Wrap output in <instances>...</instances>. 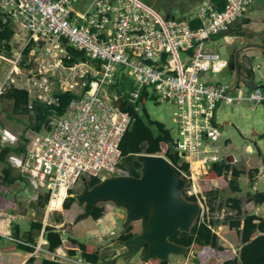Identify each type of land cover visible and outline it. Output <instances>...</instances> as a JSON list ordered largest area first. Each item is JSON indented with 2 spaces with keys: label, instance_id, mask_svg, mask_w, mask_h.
<instances>
[{
  "label": "crops",
  "instance_id": "crops-1",
  "mask_svg": "<svg viewBox=\"0 0 264 264\" xmlns=\"http://www.w3.org/2000/svg\"><path fill=\"white\" fill-rule=\"evenodd\" d=\"M146 1L159 8V11L166 17L171 18L174 16L177 19H185L189 21L192 27L201 26V20L198 17V10L201 6L211 4L214 8L222 10L226 4V0ZM91 2L92 0H80L75 5L73 17L78 20L81 26H90L85 15H89L88 11L93 10ZM263 14L264 0H261L251 3L242 17L253 19ZM5 17V15H1V19ZM10 20L14 34L9 41L0 40V57L6 61L15 62L22 71L29 69L30 75L34 73L37 77L36 80L31 78L34 82L30 87L25 86V81H23L24 86L12 85V87L27 90L29 93L28 110L17 112L31 114L36 117L35 105L43 104L49 110V114L48 118L40 123L39 128L36 126L37 120L35 118L32 126L34 131L31 135H25L26 128L23 129L22 139L25 143L11 144V137L8 140H3L0 135V149L9 147L13 149L8 150L3 158H1L0 152V264H114L113 258L119 252L115 246L123 241L121 236L124 233H120L125 219L124 210L116 207L111 202L101 203L98 206L103 207V212L99 218H94L91 215L76 222L77 216L83 212L82 206L78 204L74 197L68 207L65 206V201L68 197H72V193H78L82 190V179L76 185L77 187L70 190L68 197L64 201H60L59 208L52 209L51 193L47 186L32 181L28 174L22 172L19 164L13 162L14 165L9 160L13 157V154L23 155L24 158L27 155V146L31 137L36 133L49 131L52 118L65 115L73 99L83 98L87 94L92 81L98 77V73L102 70V62L98 59L89 58L85 54L83 59L73 64H67L65 59L70 58L68 47L73 46L66 38L50 36L47 39L36 40L31 37L27 29L28 42L20 52H17L15 59L10 58L14 56V48L11 43L16 35L14 24L19 22L14 18ZM18 25L22 24L19 22ZM91 28L95 30V27L91 26ZM220 36L221 33L208 39L206 49L219 52L218 38ZM27 48H29L28 52H26ZM51 60L55 64L53 71L46 67V61L51 62ZM261 61L263 66L256 76L257 85L264 83V58ZM43 65L49 71V75H47V72L44 77H38L36 69L43 67ZM72 67H76V71H71ZM220 72L221 68H215L213 73L204 74L203 79L216 83L220 80ZM14 73L13 69L12 75ZM19 78L21 79V76ZM230 79L228 77L227 84L231 83ZM65 82H76L77 84L73 89H69L65 86ZM46 84L50 87L48 90L43 89ZM8 86L6 83V88ZM239 89L249 93L252 87L247 85V87ZM134 91L139 93L136 98L132 96ZM238 91L236 92L238 93ZM65 92L70 93L72 97L64 111L59 113L57 110L55 111L56 106L59 105L58 97ZM101 92L105 98L108 97L111 101L112 95L116 98L122 97L127 103L126 107L130 105L140 116L148 115L152 120L164 123L173 137V142L181 138L179 123L175 116L176 105L171 101H162L151 87L143 88L139 86L128 69L120 66L114 75L113 81L105 84ZM148 98L154 99V102L158 104L160 102L174 104L175 109L169 107L167 110L164 109L162 113L157 112L156 117L153 119L143 107ZM241 101L249 102V106H235L234 104H239L238 101L232 104L223 101L215 111V128L205 138V147L208 151H210V147L215 148L217 161L211 165L205 164L199 156L198 161L194 162V165L190 168L189 158L185 157L184 153H179L180 159L176 165L168 158L173 166L187 174L192 169L195 170V177L199 180L207 198V210L200 215L194 225L196 224L198 229L204 226L206 230L215 235L214 242L216 244L211 245L213 240L208 242L207 236L200 234V228L194 237L199 239L203 246L198 248L195 243H192L189 245L192 248L187 254L191 255L190 257L171 255L166 264H221L233 256L237 257V264H241V248L247 243L243 241L245 217L254 215L257 217L255 220L257 223L264 220V201L256 200L259 194L264 196V162L260 157V149L258 150L260 155H257L252 144L248 142L253 141L255 144L259 142L260 146L264 145V103ZM225 104L234 106V108L229 109L230 107L224 106ZM122 109L124 110V108ZM250 117L254 118L253 122L257 126L256 128L250 126L247 122ZM0 126L2 127L1 124ZM174 129L177 130L176 136L173 135ZM221 138L224 146L219 143ZM252 138L255 140H252ZM243 146H245L244 150ZM173 147V151H178L176 146ZM142 153L148 154L144 149L138 154ZM138 154H136L137 161H139ZM184 162L189 165L187 171L182 168ZM214 163H218L216 166L226 165V168L215 178H205L204 176L208 171L216 167H212ZM122 164L126 169L122 167ZM119 166L125 169L124 172L122 171L119 174L130 175L128 172L132 169L133 160L126 162L123 157ZM141 168L142 163L140 170ZM91 177L96 176H84L82 178H86L89 182ZM97 178L101 179V177ZM237 220H240L238 227L232 225V222ZM260 234H264V232H260ZM80 243L85 244L87 251L90 253H94L95 246H100L98 262L89 260L93 255H87L89 257L87 259L79 246ZM116 264L127 263L119 259ZM128 264L163 263L159 259L143 262L139 258H134Z\"/></svg>",
  "mask_w": 264,
  "mask_h": 264
},
{
  "label": "built area",
  "instance_id": "built-area-1",
  "mask_svg": "<svg viewBox=\"0 0 264 264\" xmlns=\"http://www.w3.org/2000/svg\"><path fill=\"white\" fill-rule=\"evenodd\" d=\"M78 1L0 0L4 22L14 18L36 40L64 37L87 57L102 62L87 94L73 99L65 115L52 118L49 131L34 134L27 155L19 161L22 172L50 190L52 209L59 208L54 201H64L82 177L103 178L122 172L120 143L133 117L101 92L120 66L128 69L139 86L151 87L162 101L176 105L181 135L176 148L189 158L190 168L199 156L209 165L218 159L214 147L206 149L205 138L215 128V111L221 102L264 103V83L249 93L239 89L232 95L230 84L203 79L204 74L223 65L218 52L206 49V41L242 17L251 3L261 0H227L222 10L205 4L198 10L199 27L185 19L166 17L145 0H92L93 10L85 15L90 26H81L73 17ZM7 80L0 85V95ZM64 84L73 89L77 83ZM49 88L46 84L43 89ZM132 96L138 97V91ZM0 135L3 140L10 136L1 126ZM176 169L188 180L187 191H193L202 215L207 198L195 170L187 174Z\"/></svg>",
  "mask_w": 264,
  "mask_h": 264
},
{
  "label": "water",
  "instance_id": "water-1",
  "mask_svg": "<svg viewBox=\"0 0 264 264\" xmlns=\"http://www.w3.org/2000/svg\"><path fill=\"white\" fill-rule=\"evenodd\" d=\"M218 46L223 62L220 76L231 78L230 92L247 85L256 86V76L264 58V14L253 19H235L221 33ZM111 99L120 108L127 105L122 97L112 95ZM137 158L142 163L140 176H106L93 186L82 178V190L71 194L83 208L75 221L90 217L99 204L111 202L125 212L120 234L132 223L140 225L136 235L115 246L119 252L113 258L114 264L119 259L128 264L134 258L148 262L169 260L171 255L190 257L187 254L192 247L170 239L177 231H191L201 214L199 201L189 199L194 193L187 191L188 180L164 155L142 153ZM217 164L214 163L212 167Z\"/></svg>",
  "mask_w": 264,
  "mask_h": 264
},
{
  "label": "trees",
  "instance_id": "trees-1",
  "mask_svg": "<svg viewBox=\"0 0 264 264\" xmlns=\"http://www.w3.org/2000/svg\"><path fill=\"white\" fill-rule=\"evenodd\" d=\"M146 1V0H145ZM227 1V0H226ZM148 2V1H146ZM149 4L153 5L152 3L148 2ZM226 5V4H225ZM156 9L159 10L155 5H153ZM225 7V6H224ZM0 13V40L1 41H9L11 40L14 31L11 25V17L4 22L1 19ZM29 51V48L26 49V52ZM68 51L70 54V58L65 59V63L73 64L81 59L84 58L86 54L83 50H77L73 47H68ZM87 56V55H85ZM72 95L68 92L62 93L59 98V105L56 106L55 111L63 112L65 107L67 106L68 102L70 101ZM0 100L10 101L12 104V108L14 111H24L27 109V105L29 104V93L27 90L19 89L16 87H7L5 88L4 92L0 95ZM26 106V107H25ZM52 107V106H51ZM35 112H36V126L37 128L40 127V123L46 118H48L49 110L43 104H36L35 105ZM125 111H128L132 117L133 122L131 127L125 133L120 147L123 152L124 160L127 162L128 160H133L132 169L128 172L130 175L140 176L141 170L140 166L141 163L136 160V154L142 152L144 149L148 153L152 154H164L167 158H169L174 165L179 163L180 154L177 150L172 151L171 147L176 146V142H173V137L170 135L169 130L166 128L165 124L159 121L152 120L148 115L140 116L138 112L134 110L133 107L130 105L124 108ZM145 144V147H144ZM13 150L12 148L0 149L1 158L5 155L7 151ZM122 167L123 164H122ZM125 168V167H124ZM120 169L124 172L125 169ZM182 168L184 170H189L188 163H182ZM226 168V165H218L215 168H211L205 178L211 179L215 178L217 175L221 174L222 171ZM100 181L97 177H91L89 180L90 186L95 185ZM201 186V185H200ZM190 200H196L195 196L189 198ZM74 200L73 197H68L65 201V206L68 207L70 202ZM258 201H264L263 194H259L256 198ZM58 204L60 206V201H54V204ZM103 207L97 206L94 211L92 212V216L94 218H99L102 215ZM256 216L254 215H247L244 219V226H243V241L247 242L241 248V264H264V234H260V232H264V220H260V222H255ZM232 225L239 226L240 220L232 222ZM201 228V229H200ZM200 234H204L207 236V241L212 243L211 245L216 244L214 242L215 235L211 234L210 231L206 230L204 226L200 227ZM198 227L193 225L191 232H183L177 231L173 234L170 239L176 243L183 244V245H191L192 243L196 244V247L203 246V243L200 242L199 239L195 238L194 235L197 234L199 230ZM206 232L203 233V231ZM140 231V225L132 223L124 234L121 236L122 240H125L133 235H136ZM80 248L83 250V253L89 256L93 255L89 258L90 261L98 262L100 251V246H95L93 252L90 253L87 251V246L83 243L79 244ZM159 261L163 264H166L167 260H160ZM238 259L237 257L233 256L230 259L225 260L221 264H237Z\"/></svg>",
  "mask_w": 264,
  "mask_h": 264
},
{
  "label": "rangeland",
  "instance_id": "rangeland-1",
  "mask_svg": "<svg viewBox=\"0 0 264 264\" xmlns=\"http://www.w3.org/2000/svg\"><path fill=\"white\" fill-rule=\"evenodd\" d=\"M19 22H16L15 25V30H16V35L13 38V40L11 41L13 48H14V56L10 57L6 54V56L10 57V58H14L15 56L17 57V52H20L21 49H23V47L26 45V43L28 42V33L26 31V29L22 26V25H18ZM38 51V50H36ZM2 53V52H1ZM2 56V54H1ZM54 65L51 62L46 61V67L50 69V71H53L54 69ZM14 69V75H12V71ZM36 72H38V77H44L45 73H47V75H49V71L45 69V67H39L38 69H36ZM46 75V76H47ZM19 76H21V79L19 78ZM36 80V75L34 73H32V75H30L29 69H26L24 71H22L13 61H6L4 59H2L0 57V85H2L7 79V85H9L8 87H12L13 84L19 86H24V82L25 81V86L26 87H30L31 84L34 82L32 79ZM46 80V79H45ZM228 82V79L226 78H221L220 80L216 81V83H222L225 84ZM232 95H237V92H232ZM239 104H234L235 106H242L245 105L246 107L249 106V102L246 101H238ZM226 107H230L229 109H233L234 106H229V105H224ZM145 111H147L149 113V115L154 119V117H156V113L160 112L162 113L165 110H167L169 107H174L175 109V105L168 103V102H160L155 103L154 99L152 98H148L146 99L144 105H143ZM254 118L250 117L247 122L249 123L250 126L253 127H257L255 125V123L253 122ZM35 121V117L34 115L31 114H22L21 112H15L12 108V104L10 101H3L0 100V124L2 125V128L5 129L6 133L9 134L11 137V144H17V143H25L23 142L22 139V135H23V129L26 128V132L25 135H31V133L34 131L33 130V124ZM173 135L176 136L177 135V130H173ZM29 137V136H28ZM31 137V136H30ZM255 138V136H253ZM1 139V138H0ZM252 140H255L252 138ZM252 144V147L255 149V153H257V155H260L258 152V150L260 149L261 151V160L264 161V145L260 146L259 142L258 144H255L253 141H248ZM219 143L224 146V142L222 141V138L220 139ZM19 144V145H20ZM259 148H258V147ZM29 148V142H28V146H27V151ZM245 149V146H243V150ZM23 158V155H15L13 154V157L9 158L11 163H16L19 164V161ZM13 163V164H14ZM15 165V164H14ZM18 167V166H16ZM19 168V167H18ZM20 169V168H19ZM77 187V186H76ZM80 188V187H78ZM122 211V210H121ZM112 248V247H110Z\"/></svg>",
  "mask_w": 264,
  "mask_h": 264
}]
</instances>
